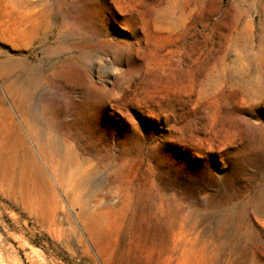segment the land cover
<instances>
[{
    "label": "rangeland",
    "instance_id": "rangeland-1",
    "mask_svg": "<svg viewBox=\"0 0 264 264\" xmlns=\"http://www.w3.org/2000/svg\"><path fill=\"white\" fill-rule=\"evenodd\" d=\"M2 61L0 264H264V0H0Z\"/></svg>",
    "mask_w": 264,
    "mask_h": 264
},
{
    "label": "bare ground",
    "instance_id": "bare-ground-1",
    "mask_svg": "<svg viewBox=\"0 0 264 264\" xmlns=\"http://www.w3.org/2000/svg\"><path fill=\"white\" fill-rule=\"evenodd\" d=\"M12 65H11V63L9 61H2L0 63V70H2V69L6 70L7 69V68H5L6 66L7 67H12ZM12 88H10V90L12 92L14 105L19 109V111L22 113L23 116L29 115L31 109H30L29 99L26 97V94L25 93H23L22 95L20 93L18 94V93H16L17 91L15 89H14V91H12ZM13 92H15V93H13ZM86 107H85L84 111L87 110ZM5 113L7 115H9V117L11 119V123H12L10 131L13 134V140L11 141L10 146L13 147L14 143H19V144H21L24 147V154H25V165H24V167H25V169H27V170L31 169L32 170L34 167H38L39 168L41 162L39 163V159H38L37 153L39 155V158L42 159L43 163H46V156H45L44 148L42 147L43 144H41L40 140L36 136V133H35L36 131L34 130V128L32 127L31 124L27 123V125H26L27 128L25 130L26 133H23V130L21 129V127L14 121L13 117L10 116L11 114L9 112H7V111H5ZM87 121H89V120H87ZM25 123L26 122H23L24 125H25ZM48 135H49L50 139L51 138L53 139L52 134H48ZM34 139H37V142H38V146H37L38 150H36V151L33 148V146H31L32 145L31 142L34 141Z\"/></svg>",
    "mask_w": 264,
    "mask_h": 264
}]
</instances>
